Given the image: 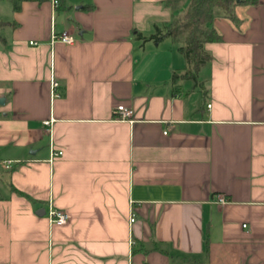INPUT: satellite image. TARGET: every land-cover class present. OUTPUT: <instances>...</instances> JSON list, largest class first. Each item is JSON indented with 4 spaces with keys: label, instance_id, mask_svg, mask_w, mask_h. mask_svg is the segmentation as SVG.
Wrapping results in <instances>:
<instances>
[{
    "label": "crops",
    "instance_id": "1",
    "mask_svg": "<svg viewBox=\"0 0 264 264\" xmlns=\"http://www.w3.org/2000/svg\"><path fill=\"white\" fill-rule=\"evenodd\" d=\"M17 2L0 31V264H264V0L215 17L201 85L173 83L180 41L148 39L163 0Z\"/></svg>",
    "mask_w": 264,
    "mask_h": 264
},
{
    "label": "trees",
    "instance_id": "2",
    "mask_svg": "<svg viewBox=\"0 0 264 264\" xmlns=\"http://www.w3.org/2000/svg\"><path fill=\"white\" fill-rule=\"evenodd\" d=\"M13 9L18 8V0H8ZM184 0H163L172 15L168 23L158 27L154 26L153 33L148 39L158 41L163 37H170L175 42H182L178 49L183 55L187 67L180 74H172L173 83L178 78H188L194 84L201 85L198 80V70L209 59V53L204 49L206 42L220 40V35L214 27L213 21L220 15L237 24L239 19L235 14V5L252 4L255 0H188L185 8H182ZM8 22L0 19V31ZM0 40L2 37L0 35ZM176 86L174 85L173 90Z\"/></svg>",
    "mask_w": 264,
    "mask_h": 264
},
{
    "label": "built area",
    "instance_id": "3",
    "mask_svg": "<svg viewBox=\"0 0 264 264\" xmlns=\"http://www.w3.org/2000/svg\"><path fill=\"white\" fill-rule=\"evenodd\" d=\"M51 5L53 7H56L58 5V0H50ZM56 41H60L67 44H72L75 39L67 32V31H59L55 32L52 30L51 32V43H54ZM57 79L53 76V74L50 77V87H51V95L55 96L57 95L55 92V87L58 86ZM116 109L118 111L117 118L126 119L130 118L132 114V109L128 108L122 104H119L116 106ZM45 124H48V120L44 121ZM166 131H163L165 133ZM58 154H61V151H57ZM0 163L5 167L9 168L11 166V160H1ZM217 201L219 203H223L225 201V198L223 196H218ZM47 217L49 222L56 223V224H64L68 221V214L67 212L55 208H50L47 212ZM130 220H133V217H130ZM244 225V224H243Z\"/></svg>",
    "mask_w": 264,
    "mask_h": 264
},
{
    "label": "rangeland",
    "instance_id": "4",
    "mask_svg": "<svg viewBox=\"0 0 264 264\" xmlns=\"http://www.w3.org/2000/svg\"><path fill=\"white\" fill-rule=\"evenodd\" d=\"M188 4V0H184L182 3V8H185ZM10 3L8 0H0V18L4 19L10 14ZM4 17V18H3ZM182 42H179L181 44Z\"/></svg>",
    "mask_w": 264,
    "mask_h": 264
},
{
    "label": "water",
    "instance_id": "5",
    "mask_svg": "<svg viewBox=\"0 0 264 264\" xmlns=\"http://www.w3.org/2000/svg\"><path fill=\"white\" fill-rule=\"evenodd\" d=\"M236 1H238V0H236ZM3 102V97L2 98H0V104Z\"/></svg>",
    "mask_w": 264,
    "mask_h": 264
}]
</instances>
